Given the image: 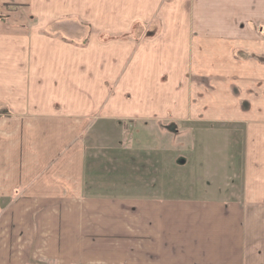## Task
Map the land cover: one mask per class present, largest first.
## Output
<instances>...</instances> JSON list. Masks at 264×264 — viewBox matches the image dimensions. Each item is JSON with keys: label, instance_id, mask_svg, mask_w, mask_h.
Instances as JSON below:
<instances>
[{"label": "crops", "instance_id": "1", "mask_svg": "<svg viewBox=\"0 0 264 264\" xmlns=\"http://www.w3.org/2000/svg\"><path fill=\"white\" fill-rule=\"evenodd\" d=\"M78 16L88 46L45 36ZM129 121L205 126L223 170L98 187L85 137ZM0 264H264V0H0Z\"/></svg>", "mask_w": 264, "mask_h": 264}, {"label": "rangeland", "instance_id": "2", "mask_svg": "<svg viewBox=\"0 0 264 264\" xmlns=\"http://www.w3.org/2000/svg\"><path fill=\"white\" fill-rule=\"evenodd\" d=\"M155 8L154 16L158 12ZM95 10L88 7L81 15L86 19H98L99 26L103 24L104 27H108V19L118 18V13L112 8L105 10L98 8V14H94ZM17 11L18 8L14 7L11 15L16 16ZM159 15H164V9ZM80 17L72 20L77 24L64 22L41 24L47 28L45 36L61 38L69 44L81 47L88 46L92 41L93 29L90 24H81L83 21ZM151 26L158 28L159 25L156 22ZM128 38L129 36L125 37ZM120 39L125 41L121 35L105 37L106 42ZM207 130L205 126L171 121H129L95 125L85 137L89 178L98 175V187L102 185L117 189V186L122 188L125 186L132 191L138 189L137 191L142 194L156 189L161 181L168 182V186L177 190L181 187L182 180L189 178L190 181L196 182L198 174L211 178L217 171L223 170L217 167L225 163V158H221L219 154L222 156L227 154L221 146L218 148H221L220 150H214L209 145V138L213 143L215 141L213 132L207 139L206 136L199 134L206 133ZM209 155L216 156L209 161ZM208 161L211 164L205 170L203 164L206 166ZM191 185L194 188L197 186L195 183Z\"/></svg>", "mask_w": 264, "mask_h": 264}]
</instances>
